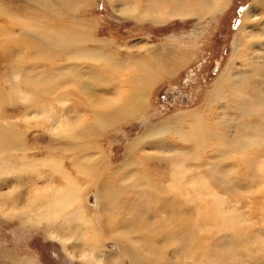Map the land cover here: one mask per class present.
<instances>
[{
	"label": "bare ground",
	"instance_id": "1",
	"mask_svg": "<svg viewBox=\"0 0 264 264\" xmlns=\"http://www.w3.org/2000/svg\"><path fill=\"white\" fill-rule=\"evenodd\" d=\"M86 1L24 0L22 4L23 9L34 13L32 24L45 29L43 32L36 27L32 28V32H29L27 28L22 29L21 35L36 39V45L31 50L35 52L29 56L34 58L35 62H38L36 59L40 58L60 56L64 59V63H57L53 69L43 65L42 67L45 66L43 70L36 71L38 65H25L23 58L26 55L19 59L25 48L23 42L10 40L18 46L17 56L21 65L12 64L10 76L0 74V216L4 219L17 216L29 223L55 222L60 219L61 222H56L60 228L57 231H61L63 224H68L75 218L78 220L76 221L78 228L75 224L67 226L73 227L78 234H81L83 253L79 255V259L84 264H123L124 257L130 264H183L181 257L184 258L183 260L190 259V264H264V229L262 231L252 229L251 219L246 218L241 212V208L237 205L238 200L235 199L233 202L228 201L229 198H224L229 194L228 191L231 195L233 192L234 196H237V193L231 188H225L223 191L225 187L223 186L222 191L226 193L219 195L216 188L221 189L220 184L218 186L215 183L218 187L213 189L206 180H178L181 163L176 159V155L162 157L163 160L170 162L174 169L172 174L175 179L168 180L166 186L153 185L146 180L138 179L144 186H150L152 194L157 196L158 218H155L152 224L148 220L149 212L142 210L138 189L131 190V186L124 185L119 180L115 186H112L108 180L98 181L96 185H98L99 201L103 200L104 216L105 219L107 218L105 235L114 240V246L117 248V252L105 250L106 253L100 252L102 251L99 248L101 247L100 229L92 217L84 214L81 184L62 167L61 160L53 156L34 159L28 155L31 149L24 140L25 131L32 125L31 119L43 117L47 121L44 128L52 136L62 141L66 140V143H63V149L65 147V150L77 151V156L71 157L76 172L90 176L92 172L84 165V157L88 155L84 150L86 144L82 145L77 141H88L101 130L138 117L146 104L148 90L157 84L163 73L166 74L178 65L184 64L187 59V54L175 47L161 49L143 42L133 46L139 53L142 52V56L117 58L110 52L109 41L94 36L90 22L81 21L79 18L75 20L76 17H74L73 23L59 28V33H54L52 27L49 28L46 25L47 28L40 19L47 17V11L44 12L46 6L55 8L57 3L65 13L74 15L76 8L85 4ZM117 1H120V7L115 4ZM227 2L228 0H176L175 3H164L163 0H111V7L120 16L159 24L172 18L185 20L196 17L199 22L206 18L212 20L216 13L225 8ZM263 3L264 0H255L253 5L244 12L237 34L232 39L235 50L238 47L240 49L242 43H252L253 38H247L251 36L249 33L253 29H246L252 28L251 26L255 24L251 22L252 16L255 15L254 9ZM9 8L8 4L1 2L0 16L12 13ZM43 13L45 16H42ZM125 47L131 48L129 45ZM250 55H255L258 62L263 59V62L259 64L246 60L248 64L244 74H237V69L231 67L225 82L223 80L220 84L215 83L210 92L211 98L208 104L202 108V114L190 112L176 116L163 125L146 127L140 135L125 146L123 161L116 166L115 171L107 173L106 177H116L121 169L132 164L136 159L133 155L135 152H143L146 146L157 147L159 143L154 141L150 143V139L164 132L172 133L177 142L181 140L189 144L191 146L189 149L193 151L200 149L218 136V122L215 121L216 117L213 114L219 108L225 110V107L229 106L239 107L244 119L240 142L233 150L234 157L241 154L243 161H251L256 165L255 151L264 152V53L252 52ZM12 58L13 54L0 55V68L4 61L7 64L8 59L12 60ZM121 62L127 69L121 72L126 77L121 79L120 73L114 79L112 73L119 68L118 64ZM88 70L97 73V81L109 79L110 84L104 86L99 84L98 88H89L84 80H92L95 84L97 81L86 77ZM31 71L36 73L31 74ZM221 78H224V75ZM50 79L55 85L53 84L54 87L45 91L55 93L57 86L64 83L66 88L62 96L64 99L57 98V95L46 98L30 85V81L44 83ZM4 80H7L9 84L7 90L2 86ZM123 82L129 83L130 87L127 91L122 90ZM11 99L19 103L16 112L22 116L21 118H25L24 126L20 124L19 119L16 122L9 120L10 114H13V107L4 108L3 104L8 102L10 104ZM215 99L221 102L212 104L211 102H215ZM53 100L61 104L57 110L53 108ZM80 112L82 114L78 115ZM76 115L81 117L83 126L75 125L76 123L69 120V117ZM185 121L189 122L186 130L180 128ZM34 123L36 126H42L41 122L34 121ZM170 124L174 126L170 127ZM248 150L252 154L251 160L244 158L250 154ZM92 157L91 167L102 170L104 163L102 153L97 151ZM81 159L83 160L78 162ZM47 164L50 166L51 175L54 173L62 176L63 185L48 183L42 188L29 187L27 195L23 198L19 185L16 183L25 180H9L8 175L13 173L15 179L20 176L21 170H32ZM26 178L29 179V176ZM211 178L214 179L213 176ZM129 189L131 194L125 195L126 199L122 205L118 206L115 201L116 196ZM20 198L24 200L22 204ZM96 198L95 195V202L98 200ZM123 212L132 213L129 221L125 220L124 223L139 232L135 240L131 235L127 237L129 241L127 245L119 240L124 238L121 235L128 234L127 230L119 229L121 220L114 214ZM142 214H145V217H142ZM82 228L85 230L84 235H82ZM171 242L170 245L173 248L169 250L170 252H166L167 244ZM1 252L4 257L9 259L12 257L13 260L14 257L9 251L3 248Z\"/></svg>",
	"mask_w": 264,
	"mask_h": 264
},
{
	"label": "rangeland",
	"instance_id": "2",
	"mask_svg": "<svg viewBox=\"0 0 264 264\" xmlns=\"http://www.w3.org/2000/svg\"><path fill=\"white\" fill-rule=\"evenodd\" d=\"M254 1L228 0L225 8L216 13L212 20L206 18L199 22L196 17L185 20L172 18L159 24L151 23L148 20L137 21L130 17L120 16L112 10L111 0H87L85 4L76 8L74 12L75 16L67 12L65 13L64 9L60 8L57 3L55 8H49L50 6H46L47 9L44 8V12L47 11V17L40 19L43 20L44 26L52 27L54 33H59V28L68 26V24L73 23L77 18L81 21L86 20V22H90L93 26L95 37L110 42V52L116 55L117 58L142 56V52L139 53L136 50L137 48L133 47L135 44L141 42L161 49L163 47H175V49L187 54L184 64L178 65L166 74L163 73L160 79H158L157 84L148 90L146 104L138 116L139 118L133 117L130 120L118 123L116 126L101 130L88 141H77L81 142L82 145L86 144L84 150L88 155L86 154L87 157H84V165L92 172H89L90 176L76 172L73 166L74 161H72L71 157L77 156V151L67 149L66 151L65 147L63 149V143H66V140L62 141L52 136L44 128L47 125V121L43 117L38 116L31 119L33 123L25 131L26 136L24 135V140L31 149L28 152L29 156L34 159L53 156L61 160L62 167L68 171L74 180L81 184V199L84 214L92 217L100 229L101 247L99 248L102 250H99L100 252H117V248L114 246V240L105 235V220L107 218L105 219L104 216L103 200L99 201L98 185H96L98 181L108 180L112 186H115L120 181L124 185L131 186V190L136 191L138 189L141 199L140 205L143 212H149L150 216L148 220L152 224L155 218H158V211L156 209L157 196L152 194L150 186H144L139 180H146L147 183L160 186H166L168 180H174L175 177L172 174L174 169L171 167V163L162 159V157L171 155H176V159L180 160L181 163L179 168L181 173L178 180H206L207 184L212 188H216L220 184L221 189L216 188L219 195L226 193V191L223 192L225 188L233 189L237 193V196H234L233 192L231 195V192L228 191L229 194L226 197L224 196V198H229L228 201L231 200L233 202L235 199L238 200L239 203L237 205L241 208V212L245 214L246 218L251 219L252 229L260 231L264 229V163H262L264 162V152L255 151L256 159H254L256 160V165L251 161H243L241 154L234 157L235 152L233 150L237 143L240 142L244 121L242 112L240 113V109L237 106L225 107V110H220L219 108L213 114L216 117L215 121L218 122V136L200 149L193 151L189 149L191 147L189 144L181 140L177 142L172 133L164 132L160 135H154L150 139V143L152 141L159 143L157 147L146 146L143 152H135L133 155L136 159L132 164L121 169L118 176L106 177L107 173L115 171L116 166L123 161L125 146L140 135L146 127L163 125L176 118V116L190 112L202 114V108L208 104L211 98L210 92L216 85L215 83L218 82L220 84L223 80L225 82V78L229 75L227 72L230 71L231 67L237 69V74H244L246 73V65L249 61L259 64L263 62V59L261 62H258L255 55L252 56L250 54L252 52L264 53V3L254 9L253 14L255 15L252 16L251 22L253 21L255 24L251 26L252 28L247 27L246 29H253L250 30L249 35L251 36L247 39L253 38L251 42L254 44L242 43L244 46L242 47L241 45L240 49L238 47L237 50H235L232 44V39L237 34V29L244 12L248 7L253 5ZM1 2L6 5L8 4L12 13L0 16V55H7L9 53V55L13 54V58L12 60L8 59L9 63L12 62L10 64L4 63L6 61L2 63L0 74H9L10 76L12 64H20L17 56V53H19L18 46L11 43V39L23 42L25 48L19 59L26 55L23 58L25 65H38L39 67L36 71L43 70L45 67H42L43 65L53 69L57 63H64V59L60 56L40 58L36 59L38 62H35L34 58L29 55L35 52L31 50L36 45V39L27 35H21L22 29L27 28L29 32H32V28L35 27L39 28L41 32L45 31V29L32 24L34 23V13L22 8L24 0H0ZM163 2L175 3L176 0H163ZM115 4L118 7L121 6L120 1H117ZM42 16H45V14L43 13ZM74 17H76L75 20ZM127 45L132 49L126 48L125 46ZM118 65L119 68L112 73V78L114 79L122 71L127 70L123 62ZM30 73L36 72L31 71ZM96 74L95 71L88 70L86 77L97 81L98 77H96ZM223 75L224 78H221ZM119 77L125 79L126 75L121 73ZM108 80L100 79L96 84L88 79L84 80V82L88 84L89 88L94 89L98 88L99 84L100 86L110 84ZM4 81L2 86L7 90L9 84H7V80ZM124 82L121 84L122 90L125 89L127 91L130 86L129 83ZM30 83L36 92L42 96H46V98L56 95L57 98L62 97L64 90H66L64 83H62L60 86H57L55 93L46 92L45 90L51 89L55 85L52 79L44 83H35L34 81H30ZM14 101L15 99H11L10 104L9 102L3 104L4 108L13 107V114H10L9 120L16 122L19 119L20 124L24 126L26 120L25 118H21L22 116L16 112L19 103L15 101V104ZM214 101L211 103L221 102L219 99H215ZM52 105L54 106V110H57L61 104L53 100ZM81 114L82 112L78 115ZM80 119L81 117L77 115L69 117L72 123H76L75 125L83 126L84 123H81L82 119ZM34 121L41 122L42 126H36ZM188 124L189 122L185 121L180 125V128L186 130ZM172 126L174 124H170V127ZM68 140L72 142L71 139ZM160 140L163 142H160ZM168 146L169 149H167ZM97 151H100L104 158L102 170L91 167L92 156ZM248 152L250 154L244 158L250 159L252 154L251 151L248 150ZM260 165L263 169L259 167ZM49 169V164L40 165V167L33 168L32 170H21L20 176L15 179L13 173L9 174L8 177L10 178L9 180H25L16 183L19 185L23 198H25L29 187L42 188L48 183L57 186L63 185L62 176L54 173L51 175ZM27 176H29V179L26 178ZM209 176H213L214 179ZM213 183H216L218 186L216 184L213 185ZM131 190H125L122 194L116 196L115 201L118 206L122 205L126 196L131 194ZM95 195L98 198L97 202H95ZM23 198H20L22 200H20L21 204L24 202ZM114 214L118 215L117 217L121 220L119 229L127 230L128 233L121 235L124 238H120L119 240L125 242L127 245L129 243L127 240L128 236L131 235L132 239H137L139 232L124 223L125 220L129 221L132 213L123 212L122 214ZM136 215L139 216V214ZM142 217H145V214H142ZM58 221L60 219L55 222L29 223L17 216H9L6 219L0 216V264H84L79 259V255L83 253L81 234H78V231L73 227L67 226L68 224L70 226L75 224L78 228V224L76 223L78 220L74 218L71 219L70 223L63 224L61 231H57L60 229L56 224ZM84 232L85 230L82 228V235H84ZM170 244L172 242L167 244L168 251L166 252H170L169 250L173 248ZM3 248L13 255V260L12 257L9 259L3 256L1 252ZM105 250L107 251L105 252ZM122 253L126 254L125 251H122ZM180 259L183 264H190L191 262L190 259L183 260L184 258L182 257ZM123 264H130L126 257H124Z\"/></svg>",
	"mask_w": 264,
	"mask_h": 264
}]
</instances>
